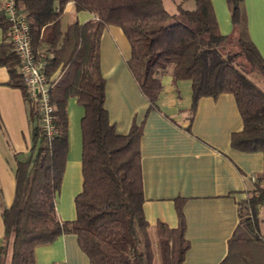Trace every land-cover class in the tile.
<instances>
[{
  "label": "trees",
  "instance_id": "16d2710c",
  "mask_svg": "<svg viewBox=\"0 0 264 264\" xmlns=\"http://www.w3.org/2000/svg\"><path fill=\"white\" fill-rule=\"evenodd\" d=\"M232 29L220 33L212 0H14L29 26L34 51L50 53L48 76L56 73L49 89L54 135L48 137L30 110L31 147L14 167V196L1 203L3 237L0 264H35L34 248L62 234L76 236L90 264H152L149 224L142 211L139 142L142 125L132 123L126 134L116 133L104 106V78L99 67V39L107 25L121 28L131 55L126 64L148 110L155 109L160 75L171 70L174 80L191 81L192 106L198 98L233 94L242 129L231 135L237 150L260 151L264 156V58L251 41L243 0H225ZM72 2L75 11L93 18L70 22L65 30L60 17ZM1 5V4H0ZM193 5V6H192ZM8 22L0 11V65L9 73L8 84L23 91L18 59L7 41ZM75 97L84 109L81 128L82 188L74 197L75 218L61 220L56 212L67 141V100ZM264 207V188L238 205L239 220L218 264H264V240L257 216ZM177 227L157 222L154 234L161 264H183L188 242L178 212Z\"/></svg>",
  "mask_w": 264,
  "mask_h": 264
},
{
  "label": "crops",
  "instance_id": "0c3cea01",
  "mask_svg": "<svg viewBox=\"0 0 264 264\" xmlns=\"http://www.w3.org/2000/svg\"><path fill=\"white\" fill-rule=\"evenodd\" d=\"M248 34L264 58V0H243ZM220 33L232 25L225 0H212ZM69 15V19L62 21ZM93 18L88 11H75L68 2L60 17L65 30L73 20ZM4 33L0 28V43ZM130 44L120 27L107 25L99 39V67L104 78V106L116 133L126 134L132 123L142 125L140 163L142 211L149 229L157 222L170 228L179 223L181 212L188 248L183 264H218L227 251L236 227L238 205L256 186L264 187V156L260 151H240L231 146V135L242 129V118L231 93L198 98L191 112L189 79L174 80L171 70L160 75L156 108L148 110L126 64ZM56 74V73H55ZM9 73L0 65V194L9 206L14 196V167L31 147L33 122L21 88L8 84ZM68 148L55 208L61 220L75 218L74 197L82 188L81 128L84 109L75 97L67 100ZM264 235V208L257 216ZM0 214V245L3 237ZM35 264H90L76 236L62 234L34 248ZM9 263V251L2 264Z\"/></svg>",
  "mask_w": 264,
  "mask_h": 264
},
{
  "label": "built area",
  "instance_id": "2783aa9c",
  "mask_svg": "<svg viewBox=\"0 0 264 264\" xmlns=\"http://www.w3.org/2000/svg\"><path fill=\"white\" fill-rule=\"evenodd\" d=\"M0 4V11L9 25L7 41L18 59L16 68L23 86L24 98L35 117L36 109L38 110L39 125L45 134L51 137L54 135V128L49 89L57 74L48 76L46 73L50 53L45 47L33 50L27 19L15 6L14 0H0ZM262 237L264 240V235Z\"/></svg>",
  "mask_w": 264,
  "mask_h": 264
},
{
  "label": "rangeland",
  "instance_id": "374dc122",
  "mask_svg": "<svg viewBox=\"0 0 264 264\" xmlns=\"http://www.w3.org/2000/svg\"><path fill=\"white\" fill-rule=\"evenodd\" d=\"M163 3H164L165 8L168 11H173L175 9V4L172 2V0H163ZM69 18H70L69 15H66V16L63 17L62 21L65 22ZM259 234L262 235L260 231H259ZM149 235H150L152 252H153L152 264H161V260H160V256H159L158 244H157V240H156L154 231L149 229Z\"/></svg>",
  "mask_w": 264,
  "mask_h": 264
}]
</instances>
